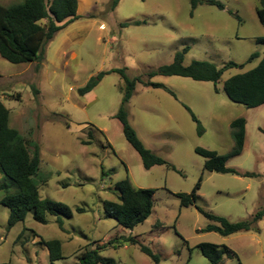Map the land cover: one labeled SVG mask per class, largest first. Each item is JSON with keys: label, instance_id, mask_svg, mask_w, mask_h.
Segmentation results:
<instances>
[{"label": "rangeland", "instance_id": "rangeland-1", "mask_svg": "<svg viewBox=\"0 0 264 264\" xmlns=\"http://www.w3.org/2000/svg\"><path fill=\"white\" fill-rule=\"evenodd\" d=\"M112 1L83 0L80 5L78 0V19L55 35L38 62L12 64L0 56V101L10 111V127L23 136L31 153L33 144L40 147L41 163L33 178L40 196L73 212L71 218L49 215L47 224L35 221L30 212L9 229L10 211L1 204L6 192L0 191V264H80L86 250L116 238L99 250L115 264H211L198 248L202 243L226 246L236 254L223 264H264V218L257 230L224 237L202 232L220 224L199 211L237 223L264 209V105L248 109L224 91L229 78L253 70L264 55V45L256 43L264 37L256 13L259 0H214L224 10L208 0L195 9L192 0H120L112 10ZM178 53H183L184 67L198 61L218 69L231 62L243 68L225 70L216 85L150 76L171 65ZM255 53L260 58L249 62ZM118 70L141 80L127 106L129 124L165 165L146 170L124 135L116 115L126 83L114 72ZM102 73L107 74L98 86L81 97L78 89ZM240 118L247 121L244 151L227 163L240 175L206 171L195 149L230 153L235 146L231 124ZM2 178L0 173V182ZM127 178L136 189L155 191L152 215L133 230L107 217L104 206L117 201L116 184ZM199 182L197 201L181 207L180 196L192 194ZM50 240L62 244L63 259L55 263L43 243ZM143 246L159 257L158 263Z\"/></svg>", "mask_w": 264, "mask_h": 264}, {"label": "trees", "instance_id": "trees-1", "mask_svg": "<svg viewBox=\"0 0 264 264\" xmlns=\"http://www.w3.org/2000/svg\"><path fill=\"white\" fill-rule=\"evenodd\" d=\"M119 2L120 0L112 1V10L119 5ZM202 2L203 0H192L193 9ZM206 3L224 10V5L214 0H208ZM259 4L256 13L260 23L264 26V0H259ZM77 10L78 0H23L11 6L0 3V56L12 64H29L40 61L45 46L53 40L57 33L78 19ZM256 43L264 45V37L258 38ZM186 52L187 49L183 51V53ZM183 53H178L171 65L160 68L150 76H177L191 78L195 81L211 82L216 85L225 70L243 68V66L231 62L223 69H218L211 63L198 61L193 62L189 67H184ZM258 58L260 55L255 53L250 57L249 62ZM114 72L121 74L126 83L122 104L116 118L122 124L127 141L139 154L146 170L165 165L166 162L163 159L144 147L135 130L129 124L127 106L135 93L136 84L141 81L140 78L130 80L126 77L124 70ZM106 74L102 73L91 78L85 87L78 89V94L81 97L90 94ZM150 85L162 87L159 84ZM224 91L230 101L248 109L264 105V55L253 70L229 78L224 83ZM33 92L35 96H38L39 90L34 89ZM192 117L198 124L199 135H202L203 128L200 122L194 115ZM246 125L247 121L244 118L237 119L231 124L235 146L228 154L222 155L204 148L195 149L196 154L204 158L206 171L240 175L235 169L227 167V163L243 153L246 142ZM33 147L34 151L31 153L29 144L23 136L10 127V111L0 101V173L3 177V182H0V191L6 192L1 204L10 211L9 229L18 223H23L30 212H33L35 221L40 224H47L49 215L65 218L73 216L72 210L66 204L41 198L39 189L33 181L41 163L40 147L36 144H33ZM244 176L251 177L254 174L246 173ZM200 182L197 183L192 194L180 196L181 207L188 208L197 201ZM116 189L119 192L117 201L104 203L106 216L115 220L119 226L129 230L144 224L153 213L155 191L136 189L128 178L118 182ZM199 211L208 220L220 224V226L210 225L202 232H214L224 237L257 230V224L264 218V209L252 219L237 223H231L225 218L217 217L200 208ZM77 212L82 213L83 209H77ZM61 217L58 218L57 223L59 228L65 231ZM117 240L118 238L113 239L96 250H86L80 258V264H115L111 259L100 256L99 250L112 246ZM124 242L129 241L124 240ZM43 243L49 250L51 262L55 263L63 259L62 244L59 240L43 241ZM198 248L211 264H223L225 259L231 260L237 257L226 246L202 243L198 245ZM141 250L153 261L159 262V257L151 249L143 246ZM2 264H10V262ZM240 264H242L241 261Z\"/></svg>", "mask_w": 264, "mask_h": 264}, {"label": "crops", "instance_id": "crops-1", "mask_svg": "<svg viewBox=\"0 0 264 264\" xmlns=\"http://www.w3.org/2000/svg\"><path fill=\"white\" fill-rule=\"evenodd\" d=\"M82 1H83V0H79V2H80V5H81ZM79 10H80V6H79ZM79 10H78V13H79Z\"/></svg>", "mask_w": 264, "mask_h": 264}]
</instances>
